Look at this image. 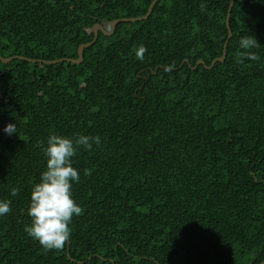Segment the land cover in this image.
<instances>
[{
	"label": "trees",
	"instance_id": "1",
	"mask_svg": "<svg viewBox=\"0 0 264 264\" xmlns=\"http://www.w3.org/2000/svg\"><path fill=\"white\" fill-rule=\"evenodd\" d=\"M151 1L0 0V55L77 58L94 24L108 30ZM228 7L159 0L146 19L98 31L81 63L0 60V264L264 260V0H234L224 61L195 67L221 56ZM251 36L259 46L241 49ZM53 134L100 144L72 157L82 212L64 247L46 250L25 226Z\"/></svg>",
	"mask_w": 264,
	"mask_h": 264
},
{
	"label": "clouds",
	"instance_id": "2",
	"mask_svg": "<svg viewBox=\"0 0 264 264\" xmlns=\"http://www.w3.org/2000/svg\"><path fill=\"white\" fill-rule=\"evenodd\" d=\"M259 46L254 37L241 38L239 47L249 50ZM146 49L140 46L136 58L142 60ZM241 58L255 61L258 57L245 52ZM239 62V61H238ZM3 132L16 134V125L8 123ZM91 141V142H90ZM92 143L100 144V138L80 135L75 139L49 135L43 156L46 158L45 170L41 172L39 182L34 183L30 191L27 215L30 224L25 226L27 235L37 241L46 250L61 249L70 239V223L78 216L82 208L72 198V185L80 180L79 172L72 166V157L78 148L90 150ZM10 211L9 203L0 201V216Z\"/></svg>",
	"mask_w": 264,
	"mask_h": 264
},
{
	"label": "water",
	"instance_id": "3",
	"mask_svg": "<svg viewBox=\"0 0 264 264\" xmlns=\"http://www.w3.org/2000/svg\"><path fill=\"white\" fill-rule=\"evenodd\" d=\"M159 0H152L148 9H147V12L142 15V16H136V17H124V18H116V19H113L110 21L109 23V28L108 30H106L102 25L100 24H94L93 26V39L89 42H86V43H82L78 46L77 48V58H66V57H62V58H58V59H54V60H42V59H39V60H36V59H32V58H27L25 56H20V55H14V56H9V57H3L0 55V60L2 62H10L11 60L15 59V58H19V59H23V60H26V61H39V62H43V63H46V64H53V63H56V62H61V61H67V62H72V63H81L83 61V51L85 48L91 46L95 40L97 39V35H98V31H102L104 34H107V35H110L114 32V29L116 27V25L119 23V22H132V21H138V20H142V19H146L150 13L152 12V9L154 7V5L156 4V2H158ZM233 2L234 0H229V7H228V11H227V15H226V20H225V25H226V28H227V31H228V36H227V39L223 45V51H222V54L221 56L219 57H216L214 58L210 65H206L204 60L200 59V60H197L196 62V65H199V64H202L204 65L206 68L210 69L214 66V64L216 62H223L225 57H226V45H227V42H228V39L230 38L231 36V30H230V27H229V15H230V10H231V7L233 5ZM184 62H188V59H185L184 61H182L181 65L184 63ZM258 264H264V260L259 262Z\"/></svg>",
	"mask_w": 264,
	"mask_h": 264
}]
</instances>
